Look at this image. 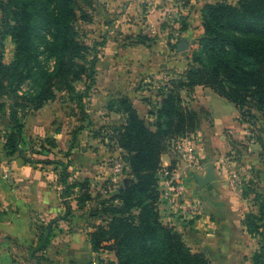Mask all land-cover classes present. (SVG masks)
I'll list each match as a JSON object with an SVG mask.
<instances>
[{
  "label": "trees",
  "instance_id": "16d2710c",
  "mask_svg": "<svg viewBox=\"0 0 264 264\" xmlns=\"http://www.w3.org/2000/svg\"><path fill=\"white\" fill-rule=\"evenodd\" d=\"M82 1L84 6L78 0H0V115L7 107L9 123L4 154L18 153L24 163H60L62 182L67 163L23 153V117L52 101L60 91L76 92V104L81 106L82 93L75 91L74 83L83 80L86 89L95 84L97 55L88 58L87 46L78 39L74 25L91 19L93 1ZM200 16L202 35L197 48L192 50L186 70L160 88L159 99L150 103L147 117L153 120L146 123L128 98L116 100L122 120L113 128L112 139L123 152L122 162L132 179L93 207L90 217L102 223L92 224L87 233L92 251H112L116 264H208L204 253L192 251L180 232L161 221L157 209L161 155L172 140L199 127L198 114L184 104L182 92L190 95L196 86L208 87L234 104L240 117H254L255 110L264 118V0H237L234 4L208 0ZM6 36L14 44L8 62H4L1 41ZM48 61L53 62L51 66ZM52 143L48 138L39 140L32 156L43 155ZM259 144L264 163V143ZM77 186L84 190L77 198V208L85 207L91 199L87 179ZM249 192L246 189L243 197ZM63 193L69 194L68 187ZM254 197L256 211L248 210L241 224L248 234L262 236L264 200ZM62 203V215L38 226L34 252L46 248L58 220L72 215L69 202ZM256 257L261 263L262 252ZM37 259L42 264V258Z\"/></svg>",
  "mask_w": 264,
  "mask_h": 264
},
{
  "label": "rangeland",
  "instance_id": "374dc122",
  "mask_svg": "<svg viewBox=\"0 0 264 264\" xmlns=\"http://www.w3.org/2000/svg\"><path fill=\"white\" fill-rule=\"evenodd\" d=\"M92 1L90 21L78 20L74 25L78 39L87 46L88 58L97 55L95 84L86 89L83 80L74 83L75 91L82 93L81 106L76 104V92L60 91L42 111H27L23 117L25 137V144H22L23 153L35 159L47 158L67 163L65 182L60 179L63 169L60 163H24L18 153L8 156L9 161L20 158L26 165L46 169L51 176L50 184L57 188L62 207H64L62 201L67 200L74 210L72 215L87 217L93 214V207L101 199L109 197L116 187L124 185V181L127 185L132 179L129 170L124 168L121 158L123 152L112 139L113 128L122 120L116 110V100L120 97L128 98L146 123L153 120L147 117V111L150 105L159 99V89L186 70L190 54L197 48L202 35L200 12L202 5L208 0H116L117 6L114 7L108 6L109 0ZM228 1L233 4L237 2ZM78 3L84 6L82 0H78ZM154 8L161 11L158 10L157 15L151 18L150 11ZM183 40L187 43L185 55L177 48ZM1 41L3 59L4 62H8L12 59L14 44L9 36ZM170 53L173 67L166 64V58ZM52 63L48 61L49 66ZM154 72L162 74L156 78ZM137 74L146 75L148 78L141 79L136 76ZM192 94L186 95L182 92L184 104L210 123V112L199 103L196 104ZM208 106L218 111L217 115L222 112L228 119L236 113L233 104L215 93ZM237 111L238 120L246 131L243 133L244 137L233 139L227 135L229 133L225 129L222 133L232 148L230 152L223 153L221 158L215 160V163L210 161L208 166L213 167L214 173L215 171L226 173L229 176L228 180L233 179L234 188L238 191L236 197L249 210L254 206V196L258 195L264 200V163L259 156L261 153L259 143H264V118L255 110H252L254 117L244 115L242 118L238 108ZM0 120L7 124V107L1 113ZM7 127L9 126L5 125L1 130L3 137ZM35 129L44 134L32 133ZM196 130L177 139L191 137L193 141L201 143L200 138L198 140L194 137ZM46 138L53 141L51 145L46 146L47 152L32 156L31 150L37 148L36 143ZM250 139L258 146L251 148ZM175 141L176 139L172 140L171 144ZM229 155L232 157L227 158ZM117 160L122 162L123 167L120 180L115 184L110 181V177L113 164ZM6 169L8 180L13 183V170L10 166ZM86 179L91 199L87 206L77 208V198L84 191L79 189L77 183H84ZM215 182L216 179L213 184ZM65 187L69 190L67 196L63 193ZM215 188L218 192L217 185ZM246 189L250 192L243 197ZM185 221L188 222L186 226L193 224L190 222L193 218ZM227 227L215 228L216 233L204 244H200L198 251L194 252L204 253L208 264H264V234L262 236L248 234L241 224V215L234 216ZM196 229L200 228L189 227V231L192 232ZM182 237L190 248L198 247L196 242L190 241L188 244L183 234ZM258 251L262 252L259 259L261 263L256 262Z\"/></svg>",
  "mask_w": 264,
  "mask_h": 264
},
{
  "label": "crops",
  "instance_id": "0c3cea01",
  "mask_svg": "<svg viewBox=\"0 0 264 264\" xmlns=\"http://www.w3.org/2000/svg\"><path fill=\"white\" fill-rule=\"evenodd\" d=\"M109 1L110 5L108 6H117L116 0ZM158 10L161 11L155 8L151 10L149 17H155ZM167 57L166 64L173 67L171 53ZM154 73L156 78L162 74ZM136 76L141 79L148 78L146 75L137 74ZM213 94L214 92L210 88L203 86H196L192 94L196 99V104L199 103L211 114L210 123L204 117L198 116L199 127L194 137L198 140L200 138L201 143L193 141L191 137H186L181 140L182 147L178 148L173 143L161 155L162 166L164 168L172 166L171 170L184 182L187 194L201 201L205 206L202 213L190 221L193 224L186 226L188 222L185 220L191 219L190 216L176 213L166 202L158 201L157 204L158 213L163 223L182 233L188 244L190 241L198 244V247H191L192 251H198L199 245L204 244L209 237L216 233L215 228L218 226L228 228L227 225L231 223L234 216L241 215L242 219L248 211L247 206L245 208L242 201L236 197L238 191L234 188L233 179L228 180V174L215 171L216 182L212 189L197 190V183L193 178L194 173L203 175L210 161L215 163V160L221 158L223 153L230 152L232 146L222 133L225 129L229 133L227 135L233 139L243 138V133L246 132L244 125L238 120V111L234 104L236 113L231 119L225 117L222 112L217 115L218 111L208 106ZM48 104L49 102L38 111H42ZM5 125L9 126V123H3V120H0V264H37L38 256L42 258V264H87L96 257L107 259L111 264H116V258L112 251L107 249L92 251L87 233L91 230L92 224H99L102 221L99 218H91L86 215H71L67 220H58L57 228L53 229V236L49 244L43 250L34 252L37 245L38 226L46 225L51 219L62 215L64 207H62L56 186L50 184L51 176L46 172V169L26 165L20 158L9 161L10 159L3 151L4 137L1 134ZM32 133L44 134L37 129ZM250 141L251 144L246 143H249L251 148L258 146V144H253L252 139ZM188 146H191L194 154L192 160L187 157L186 148ZM231 157L229 155L227 158ZM8 166L13 170V183L9 182L6 174ZM216 185L218 192L215 188ZM203 190L204 193L201 194ZM244 209L246 211H243ZM250 209L256 211L255 206ZM191 226L200 229H196L194 232L189 231ZM205 249L207 250L208 247Z\"/></svg>",
  "mask_w": 264,
  "mask_h": 264
},
{
  "label": "built area",
  "instance_id": "2783aa9c",
  "mask_svg": "<svg viewBox=\"0 0 264 264\" xmlns=\"http://www.w3.org/2000/svg\"><path fill=\"white\" fill-rule=\"evenodd\" d=\"M249 134V133H248ZM182 139H176L175 146L182 147ZM188 159H193L194 154L191 146L186 148ZM196 165V164H195ZM123 164L121 161H115L112 168V176L110 181L118 184L122 172ZM158 201L166 202L169 207L176 213L181 215H188L191 218L200 215L203 210V203L199 200L192 198L187 194L184 182L179 178L173 170L162 168L158 179ZM87 264H111L109 260L96 257L94 260Z\"/></svg>",
  "mask_w": 264,
  "mask_h": 264
},
{
  "label": "water",
  "instance_id": "95a60500",
  "mask_svg": "<svg viewBox=\"0 0 264 264\" xmlns=\"http://www.w3.org/2000/svg\"><path fill=\"white\" fill-rule=\"evenodd\" d=\"M186 44L187 43L183 40L177 46V48L182 52L183 55L186 54V50H185ZM193 178L197 183V190H201L203 188L211 189L213 186V182L216 179V176L213 167L209 165L203 175L194 173ZM125 184L126 183L124 181V185Z\"/></svg>",
  "mask_w": 264,
  "mask_h": 264
}]
</instances>
